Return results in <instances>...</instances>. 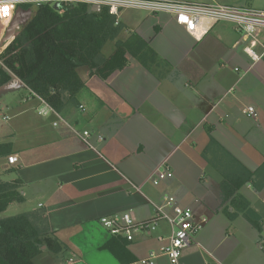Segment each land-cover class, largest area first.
Masks as SVG:
<instances>
[{
  "label": "crops",
  "instance_id": "1",
  "mask_svg": "<svg viewBox=\"0 0 264 264\" xmlns=\"http://www.w3.org/2000/svg\"><path fill=\"white\" fill-rule=\"evenodd\" d=\"M254 3L244 0L239 6L262 10ZM119 26V38L139 34L173 71L160 81L131 55L129 67L107 80L80 68L85 89L79 107L47 116L38 114L40 99L20 81L9 83L28 94L14 97L10 115L0 119V144H11L10 156L18 159L15 165L10 156L0 159V181L20 180L23 202L10 204L0 219L46 217L64 250L56 255L43 248L35 264L48 254L56 256L49 264H122L103 249L111 237L100 219L131 213L139 221L151 220L166 206L164 198L173 196L197 221L205 220L182 263L264 264V177L235 196L261 218L259 231L244 213L234 220L225 215L227 206L237 211L229 205L232 198L223 203L221 184L236 169L220 162L225 152L216 146L207 151L212 137L252 173L264 162V63L244 54L242 34L226 23L202 42L169 16L148 13L129 30L122 20ZM119 38H111V52ZM250 107L256 117L248 116ZM84 131L91 133L90 146L81 138ZM166 169L173 177L155 185L153 178ZM164 210L172 216L170 208ZM172 231L163 220L153 234H136L128 243L135 259L129 264L160 252ZM155 263L169 264L164 256Z\"/></svg>",
  "mask_w": 264,
  "mask_h": 264
},
{
  "label": "trees",
  "instance_id": "2",
  "mask_svg": "<svg viewBox=\"0 0 264 264\" xmlns=\"http://www.w3.org/2000/svg\"><path fill=\"white\" fill-rule=\"evenodd\" d=\"M121 28L115 26V17L106 10L94 11L85 5L38 6L29 23L18 31L17 37L0 54V89L18 80L31 94L61 113L69 105H80L79 98L85 84L78 70L83 67L92 75L107 80L115 72L129 67L128 56L131 55L158 80L167 79L173 71L171 64L139 34L131 32L126 38H119ZM117 35L119 39L111 55H105L103 43ZM215 146L218 152H225L219 158L220 162L226 160L236 169L221 184L223 203L232 198L229 205L237 211L232 213L228 204H223L227 206L225 215L234 220L239 212L244 213L248 221L261 231V218L248 203L240 197L235 199V196L248 182L256 184L257 179L264 177V162L252 173L210 137L207 151ZM11 148V144H0V159L11 155ZM21 185L20 180L12 183L0 181V214L10 204L23 202L18 191ZM128 243L126 239L115 236L103 249L122 264L134 263ZM43 248L56 255L64 250L43 214L28 213L0 219V264H35L34 260Z\"/></svg>",
  "mask_w": 264,
  "mask_h": 264
},
{
  "label": "built area",
  "instance_id": "3",
  "mask_svg": "<svg viewBox=\"0 0 264 264\" xmlns=\"http://www.w3.org/2000/svg\"><path fill=\"white\" fill-rule=\"evenodd\" d=\"M44 5L63 7L85 5L92 10L95 8H99V11L106 10L115 17V26L120 25L123 13L129 10L149 13L152 16H169L197 42H202L216 25L231 24L242 34L244 54L254 63H264V9L259 10L229 4L221 5L214 2H184L178 0H0V41L20 8L33 11L32 7ZM6 48L7 46H1L0 44V54ZM40 101L43 107L38 110L39 115L47 116L49 113H56L45 101L42 99ZM247 114L250 117H256V109L254 107L248 108ZM81 138L87 145H91V133L89 131H84ZM8 161L11 165L18 163L16 156H10ZM173 175L174 173L167 169L160 171L153 178V183L158 185L164 180L171 179ZM164 200L166 205L164 208H170L173 211L172 216L165 212L164 208H158L157 213L151 220L139 221L131 213H124L103 217L99 223L110 237H121L130 243L134 241L138 233L153 234L158 230L159 223L165 220L173 227L168 245L162 247L160 252H154L150 254L149 258L139 261V264H156L155 260L159 256L166 257L169 264H184L182 263L183 253L191 246L194 236L203 230L205 220L197 221L193 212L178 205L173 196L165 197Z\"/></svg>",
  "mask_w": 264,
  "mask_h": 264
},
{
  "label": "rangeland",
  "instance_id": "4",
  "mask_svg": "<svg viewBox=\"0 0 264 264\" xmlns=\"http://www.w3.org/2000/svg\"><path fill=\"white\" fill-rule=\"evenodd\" d=\"M178 1H184V2H186V1H190V2L199 1V2H205V3L209 2V1H211V2L215 1L218 4H221V5H225V4H230L231 5L232 4L233 6H239V5L243 4V2H244V0H178ZM244 5H242V6H244ZM254 6L263 10L264 9V0H255ZM32 8H33V11H34V9H36L37 7H32ZM125 13L128 14L126 16H130V18H131L129 20V22L125 21V18H126L125 17ZM125 13L123 14L124 17H122V25L124 27L126 26L127 30L133 28L135 23L141 21L145 16L148 15L147 13L140 12V11H135V10H129V11H126ZM227 25H229L230 27L232 26V28H234V26L231 25V24H227ZM129 33H131V32H129ZM3 38H4V36L2 37L1 40H3ZM122 39H124V38H122ZM0 44H1V41H0ZM103 44L105 46L104 53H106L107 55H110L111 54L110 52L112 50L111 49V45H114V42L110 38V39L106 40L105 43H103ZM8 45H9V43L6 44L5 46H8ZM189 63H190V60L187 61L186 65H185V68L188 66ZM0 65H1V62H0ZM24 91L27 92L26 89H23L17 83L8 84L6 86H3L0 89V107L2 108V109H0V119L3 118L4 114L10 115V113H11V111L9 109L10 103L16 101V99H14V97H17L18 100H22L21 97H23L25 95V93H26ZM27 94H28V92H27ZM19 95H20V97H19ZM209 142H210V139H209ZM208 145H209V143H208ZM225 161L226 160H224V162ZM55 257L56 256H54V255L48 254L47 256L42 257V261L41 262L37 261V264H49V263L53 262V260H55Z\"/></svg>",
  "mask_w": 264,
  "mask_h": 264
},
{
  "label": "water",
  "instance_id": "5",
  "mask_svg": "<svg viewBox=\"0 0 264 264\" xmlns=\"http://www.w3.org/2000/svg\"><path fill=\"white\" fill-rule=\"evenodd\" d=\"M93 10L99 11V8H95ZM32 15H33L32 10L20 8L17 11L16 17L14 18L11 25L7 29L4 38L1 42V46H5L8 43L10 44L17 37L18 31L29 23V21L32 18Z\"/></svg>",
  "mask_w": 264,
  "mask_h": 264
}]
</instances>
